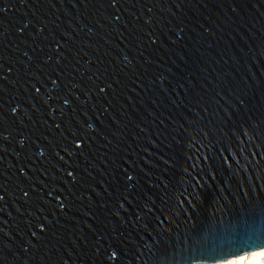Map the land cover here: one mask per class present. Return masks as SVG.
Listing matches in <instances>:
<instances>
[{"label":"water","instance_id":"1","mask_svg":"<svg viewBox=\"0 0 264 264\" xmlns=\"http://www.w3.org/2000/svg\"><path fill=\"white\" fill-rule=\"evenodd\" d=\"M262 247L264 0H0V264Z\"/></svg>","mask_w":264,"mask_h":264},{"label":"bare ground","instance_id":"2","mask_svg":"<svg viewBox=\"0 0 264 264\" xmlns=\"http://www.w3.org/2000/svg\"><path fill=\"white\" fill-rule=\"evenodd\" d=\"M261 250L252 251L250 253L244 254L240 257L229 258L226 261H218L216 263H208V264H260L262 260H264V256H261ZM255 253V255H254Z\"/></svg>","mask_w":264,"mask_h":264},{"label":"snow or ice","instance_id":"3","mask_svg":"<svg viewBox=\"0 0 264 264\" xmlns=\"http://www.w3.org/2000/svg\"><path fill=\"white\" fill-rule=\"evenodd\" d=\"M247 239H248V242H249L250 245H257L258 244V241L260 240V237L258 236L255 239H253L252 237H248ZM249 251H251V247H249ZM259 254L261 256H264V247L261 248V251H260ZM254 255H255V253H254ZM260 264H264V260H262L260 262Z\"/></svg>","mask_w":264,"mask_h":264}]
</instances>
